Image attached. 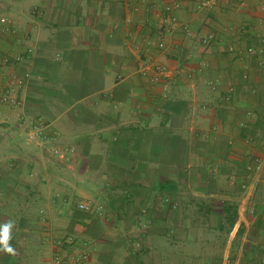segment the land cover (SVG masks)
Masks as SVG:
<instances>
[{
	"label": "crops",
	"instance_id": "crops-1",
	"mask_svg": "<svg viewBox=\"0 0 264 264\" xmlns=\"http://www.w3.org/2000/svg\"><path fill=\"white\" fill-rule=\"evenodd\" d=\"M1 17L0 264H239L264 242V0H0Z\"/></svg>",
	"mask_w": 264,
	"mask_h": 264
},
{
	"label": "rangeland",
	"instance_id": "rangeland-1",
	"mask_svg": "<svg viewBox=\"0 0 264 264\" xmlns=\"http://www.w3.org/2000/svg\"><path fill=\"white\" fill-rule=\"evenodd\" d=\"M256 138H260V140H264V137L262 135H256ZM260 141V142H261ZM262 144H264L262 142ZM264 176V175H263ZM264 180V177H262ZM261 186L262 189H264V182L259 184ZM242 190L244 188H241ZM261 201H263L264 198H260ZM229 201H233V200H229ZM256 204H258L259 202H261L259 199H255ZM235 202V201H234ZM256 213V212H255ZM230 228L227 227L226 231L229 230ZM226 243V242H225ZM224 243V244H225ZM223 244V245H224ZM223 247V246H222ZM233 247H237V249L235 250V252H238L239 248H240V243L236 244ZM249 250V256H245V258L241 257L239 258V264H264V242H257V243H251L248 246H246ZM23 253V251H20ZM237 254V253H236ZM19 257H21L20 259H16V261L18 263H23L25 260L22 258L21 255H17ZM237 257V255H235L232 260H235ZM219 258L222 260L223 258V252L221 253L220 256L214 258V257H210L208 259L207 264H215L216 261H219Z\"/></svg>",
	"mask_w": 264,
	"mask_h": 264
},
{
	"label": "built area",
	"instance_id": "built-area-1",
	"mask_svg": "<svg viewBox=\"0 0 264 264\" xmlns=\"http://www.w3.org/2000/svg\"><path fill=\"white\" fill-rule=\"evenodd\" d=\"M8 23L9 22H8L6 17H1L0 18V24L5 26V29L7 28V30L9 29L8 28ZM211 37L212 36H208L206 38H203V42L204 43H208L211 40ZM158 71L159 72L163 71V68L159 67ZM256 163H257V165H256L257 169L260 168L262 165H264V158L263 157H258L256 159ZM80 207L82 209H88V205L84 204V203H81ZM69 260L73 261L74 264H84L85 261H86V256L82 255V254H79V255H76V256H71V257H69V259H67L66 257H63L61 254H56L54 256L53 263L54 264H68Z\"/></svg>",
	"mask_w": 264,
	"mask_h": 264
},
{
	"label": "clouds",
	"instance_id": "clouds-1",
	"mask_svg": "<svg viewBox=\"0 0 264 264\" xmlns=\"http://www.w3.org/2000/svg\"><path fill=\"white\" fill-rule=\"evenodd\" d=\"M13 223L11 221L0 225V252L10 255L15 254V249L12 247L10 241L12 239L11 230Z\"/></svg>",
	"mask_w": 264,
	"mask_h": 264
},
{
	"label": "trees",
	"instance_id": "trees-1",
	"mask_svg": "<svg viewBox=\"0 0 264 264\" xmlns=\"http://www.w3.org/2000/svg\"><path fill=\"white\" fill-rule=\"evenodd\" d=\"M235 215V214H234ZM235 219V217H233Z\"/></svg>",
	"mask_w": 264,
	"mask_h": 264
}]
</instances>
